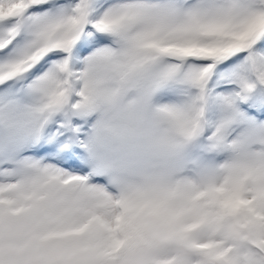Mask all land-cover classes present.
I'll return each instance as SVG.
<instances>
[{
	"label": "snow or ice",
	"instance_id": "obj_1",
	"mask_svg": "<svg viewBox=\"0 0 264 264\" xmlns=\"http://www.w3.org/2000/svg\"><path fill=\"white\" fill-rule=\"evenodd\" d=\"M0 264H264V0H0Z\"/></svg>",
	"mask_w": 264,
	"mask_h": 264
}]
</instances>
